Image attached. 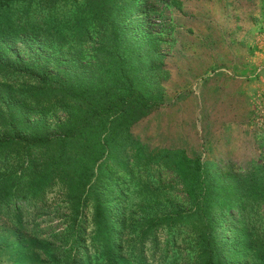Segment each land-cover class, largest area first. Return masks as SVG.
<instances>
[{
    "label": "trees",
    "instance_id": "16d2710c",
    "mask_svg": "<svg viewBox=\"0 0 264 264\" xmlns=\"http://www.w3.org/2000/svg\"><path fill=\"white\" fill-rule=\"evenodd\" d=\"M152 2L0 0V264H264L263 163L133 134L164 103Z\"/></svg>",
    "mask_w": 264,
    "mask_h": 264
},
{
    "label": "rangeland",
    "instance_id": "374dc122",
    "mask_svg": "<svg viewBox=\"0 0 264 264\" xmlns=\"http://www.w3.org/2000/svg\"><path fill=\"white\" fill-rule=\"evenodd\" d=\"M151 5L159 14L154 24L167 28L168 73L161 78L164 103L133 126L134 136L187 148L224 174L264 164V0ZM40 220L43 229L59 223Z\"/></svg>",
    "mask_w": 264,
    "mask_h": 264
},
{
    "label": "crops",
    "instance_id": "0c3cea01",
    "mask_svg": "<svg viewBox=\"0 0 264 264\" xmlns=\"http://www.w3.org/2000/svg\"><path fill=\"white\" fill-rule=\"evenodd\" d=\"M249 64H251V63H247V65H249ZM244 71H247V69H246V68H244ZM244 75H245V77H246V79H247V76H246V75H247V73H244ZM250 78H252V77H250ZM250 78H249V79H250ZM250 80H251V79H250ZM248 89H249V87H248Z\"/></svg>",
    "mask_w": 264,
    "mask_h": 264
}]
</instances>
